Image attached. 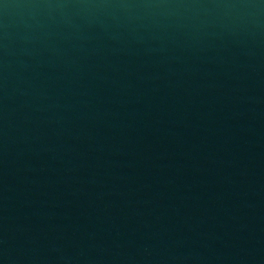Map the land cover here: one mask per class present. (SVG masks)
Returning <instances> with one entry per match:
<instances>
[{
  "label": "water",
  "instance_id": "water-1",
  "mask_svg": "<svg viewBox=\"0 0 264 264\" xmlns=\"http://www.w3.org/2000/svg\"><path fill=\"white\" fill-rule=\"evenodd\" d=\"M0 264H264V0H0Z\"/></svg>",
  "mask_w": 264,
  "mask_h": 264
}]
</instances>
